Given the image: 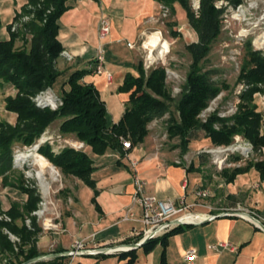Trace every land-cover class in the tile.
I'll list each match as a JSON object with an SVG mask.
<instances>
[{
	"label": "crops",
	"instance_id": "0c3cea01",
	"mask_svg": "<svg viewBox=\"0 0 264 264\" xmlns=\"http://www.w3.org/2000/svg\"><path fill=\"white\" fill-rule=\"evenodd\" d=\"M27 4L28 0H0L1 41L10 40V28ZM67 5L70 9L59 20L58 39L64 51L70 53L73 59L67 60L61 54L58 61L62 75L67 78L62 90L74 72L87 70L90 73L83 81L94 85L104 101V93L108 89L119 91L126 75H138V49H130L129 44L137 46L143 33L151 28L156 16L160 14L161 5L155 0H68ZM102 16L112 21V33L103 42L105 68L113 76L110 83L104 75L94 72ZM129 38H134V41ZM126 40L131 53L122 56L119 46ZM109 54L112 55V63L108 61ZM9 92L6 90L7 94ZM119 94L124 115L128 96ZM2 112L7 122L15 124L17 116L7 112L5 104ZM11 115L15 116V122L11 121ZM108 121L111 125L117 124V115L112 112L109 117L108 114ZM206 140L210 143L209 139ZM85 152L94 162L92 179L95 185L90 187L76 179L74 196L69 200L66 212L59 215L62 221L57 224V231L39 235L37 246L41 256L58 254L60 257L57 258H62L76 239L88 240L90 248L112 249L136 245L145 230L140 209L134 207V218L125 219L132 207L133 177L136 173L132 163L136 162L137 174L145 182L148 195L174 201L185 197L189 206L187 212L215 215L217 218L184 228H174L158 238V243L150 251L146 252L142 246L134 249L137 253L134 264H162L163 261L165 264H190L185 256L192 250L197 255L193 264H264V231L240 216L223 215L250 213L264 224V180L255 168L243 171L232 181L226 178L219 182V176L223 175L219 171L208 170L207 157L212 156L204 155L203 150H188L185 154L179 150L163 153L156 151L149 139L130 150L123 148V153L108 151L104 155H96L88 146ZM258 161H264V150ZM227 171L230 174L231 170ZM10 188L13 187L5 185L0 177V212H8L15 204L23 206L28 199L27 195L14 188L18 191L15 194L18 198L14 202L9 201L7 193ZM202 192L208 196H199ZM221 244H229L231 247H221ZM211 246H216L217 250L210 249ZM125 252L100 256L86 254L75 259L73 264H125L127 261L119 259ZM68 263L69 260L66 261Z\"/></svg>",
	"mask_w": 264,
	"mask_h": 264
},
{
	"label": "trees",
	"instance_id": "16d2710c",
	"mask_svg": "<svg viewBox=\"0 0 264 264\" xmlns=\"http://www.w3.org/2000/svg\"><path fill=\"white\" fill-rule=\"evenodd\" d=\"M155 1L169 9L173 16H176L175 6H181L197 35V41L187 46L192 66L183 96L175 106L179 119L171 116L168 122L170 137H178L181 141V154L189 150L192 133L198 131H202L214 146H229L236 136H242L256 152L261 153L264 150L263 115L255 103V95L264 94V89L259 87H264V57L259 53L248 50L243 68L246 89L239 97L241 103L237 106V112L229 117H221L218 112H213L205 122L200 118L221 92V88L206 73H202L200 64L208 57L220 36L222 16L227 8L236 9L243 0H200L197 11L193 10L191 0ZM219 1H224L227 5L218 8L216 4ZM67 3L68 0H28V4L14 21H20L24 15L32 16L22 24V33L20 30L12 32L11 27L10 40H0V92L7 90V86L14 88L15 95L5 98V109L17 116L15 124L0 122V177L5 185L16 188L28 197L23 206L15 204L8 212H4L11 218V223L0 221V228H7L21 238L22 244L16 251L0 230V253L6 259L8 257V260L15 259L10 264H24L40 257L42 254L37 244L39 235L43 232L36 218L31 220L30 227L25 224V218L38 210L40 195L30 185L14 186L8 183L7 175L13 169L15 145H34L54 121L63 118L60 131L75 134L94 154L104 155L108 151L123 153L122 139L129 140L132 147L143 143L149 134L148 125L167 114L171 115L174 102L166 90L164 69H155L146 76L143 65L139 63L138 75H126L119 88L120 93L127 94L128 101L123 118L117 124L109 123L107 108L99 90L83 81L90 73L87 70L76 71L70 76L63 89V105L58 110L37 107L33 98L41 92L52 90L62 75L58 61L64 47L58 39L59 20L70 9ZM21 34L31 37L28 50L15 48L16 40ZM174 35L178 36L177 33ZM39 154L64 173L94 187V162L86 152L65 149L56 153L45 145L40 147ZM250 168L259 171L264 180V161L251 162L245 168H235L230 174L223 170L222 175L232 181L236 175ZM19 221L21 225L18 224ZM188 226L190 225L176 229ZM158 241L159 239L150 240L142 248L146 252L150 251ZM119 259L127 261L125 264H134L137 260L136 250L122 253ZM67 260L69 259L62 257L36 264H66Z\"/></svg>",
	"mask_w": 264,
	"mask_h": 264
},
{
	"label": "rangeland",
	"instance_id": "374dc122",
	"mask_svg": "<svg viewBox=\"0 0 264 264\" xmlns=\"http://www.w3.org/2000/svg\"><path fill=\"white\" fill-rule=\"evenodd\" d=\"M191 5L193 10H195L194 2L192 0ZM216 5L218 8H221L225 7L227 3L224 1H219ZM21 9L22 8H20V10ZM175 10L176 16H173L171 11L168 9L169 12L167 17H163L161 11L160 14L156 16V20L152 25L153 27L151 26V28L146 32L147 35H150L156 31L161 32L164 42H167L168 44V48L165 49L166 52L164 55L162 53L163 49L155 50L153 53L154 57L151 59L152 53L143 47L144 43H146V37L142 36L136 47L138 50L135 49L137 53V63H141L143 65L146 76H148L155 69H164V83L166 90L174 101L171 108V115L167 114L162 119L152 121L148 125L149 134L145 138V140H151V143L153 144V147L156 151L163 153L170 151L172 152L174 150L181 151L180 139L178 137H170L168 132V122L171 116L179 119V113L175 106L180 102L183 96V89L187 84L188 74L192 66V58L187 50V46L197 41V35L189 25L184 9L181 6L176 5ZM18 30H20L19 32L22 33L23 27H19ZM176 33L178 36L174 35ZM259 37H264V0H243L242 4L236 9L232 7L227 8L224 15L222 16L220 36L213 45L212 51L208 57L200 64L202 67V73H206L211 78V80L221 88L219 95L210 103L207 110L204 111L203 117H200L202 120H204L205 117L207 118L213 112H218L221 116L225 115L227 117L232 116L237 112V106L241 103L239 97L246 89L244 82L245 79L243 78V68L245 65V60L248 56V50L251 49L252 52L259 53L262 57H264V45L258 46L256 43ZM30 39V36L25 37L21 34L16 40L15 48L17 50H28L30 47ZM129 39L132 42L134 41V38ZM105 42L106 41H104V43ZM127 43L128 42L126 40L124 44L119 46V52L122 56L124 54L131 53V51H129L127 48ZM111 56L112 55L110 54L108 55V61L112 63L113 61H111ZM65 80H67V78L62 75L57 80L54 88L52 89L53 93L60 99L63 96L62 86ZM259 87L264 89L263 86L259 85ZM9 90L11 93L9 92L8 94L6 93V90L0 92V100H2V102L0 101V122H7V119L4 118V114L2 112L3 105L5 104L4 99L9 95L15 94L13 93L14 88L12 86H7V91ZM153 96L155 95L153 94ZM104 97L106 98L104 101L106 107L108 108L107 112L109 117H111L113 112V115H117V121L119 122L123 118L124 112V106L120 98L119 91L116 90L113 92L112 89H108L104 93ZM255 103L258 107V111L263 115L262 132L264 133V94H256ZM52 105L55 106L56 104ZM59 107L60 106H58V109ZM46 109L52 110L51 107ZM10 117L11 121L15 122V116L13 115L12 117L11 115ZM63 121V118H58L47 128L44 133L47 132L46 137L53 136V140L45 145H48L51 151L56 153L65 149H72L75 152H85L86 148L85 150H80L78 148L71 147L69 143H85L79 140L75 134H66L61 132L60 127ZM44 133L39 137V139L44 135ZM39 139H37V141ZM191 139L192 141L189 150H192L193 152H197L198 150H211L215 147H219L210 144L205 139V134L202 131L193 132ZM242 139L243 146H249L248 148L251 152L249 158H246L242 161L239 155L231 153L226 163H232L234 166L230 168L224 167L225 170L232 171L235 168H245L249 163L256 162L261 159V153L256 152L254 149L252 150V147L248 141L243 137ZM233 143L235 144V140ZM35 145L36 143L29 147L17 144L13 147V169L7 175V178L8 183L11 185L16 186L20 184H27L37 191V194L40 195L41 202L38 206V210L35 212L43 211L45 215L42 216V218H38L33 212L31 216H27L25 218V224L29 226L27 220L36 218V222L39 227L42 228L43 232L52 234L53 232L57 231V224H60L62 221V217L60 219L59 215L62 216V214L66 212L67 206L70 204L69 200L74 196V182L77 178L70 176L64 173L62 170L56 168L44 157L48 161L50 167L55 169L57 180L53 181L54 177L51 174L50 169L47 168L43 174L45 179L44 176H42V178H39V180L42 179L43 181H39L37 175L41 171V168L35 166L33 163V156L34 154L40 155V148H36ZM203 153L204 155L207 154V156H211L204 151ZM225 155L226 153L221 152L218 153L217 157H207L208 170L211 172L219 171L222 173L221 169L218 167L220 166L218 164L219 162L215 163L214 161L216 158L218 160L223 159ZM225 179L226 177L219 176L218 181L221 182V180L223 181ZM43 183L48 184L50 189L46 190ZM9 190L10 192L7 193V198L11 202L16 201L18 196L15 194L18 191L14 188H10ZM0 214L6 213L1 212ZM45 218L52 219L53 224L57 225V228L45 229ZM18 224L21 225V222L19 221ZM31 224L32 221L30 226ZM59 228L61 227L59 226ZM0 230L5 236L8 237L11 244H13L15 247V250L18 251L22 244L21 238L15 234H12L7 228H0ZM7 232H10L14 238H12ZM49 246L50 245L48 244V247ZM8 259V257L6 259V257L0 253V264H10V262L13 263L15 261V259ZM19 261L21 262L22 259H19Z\"/></svg>",
	"mask_w": 264,
	"mask_h": 264
},
{
	"label": "built area",
	"instance_id": "2783aa9c",
	"mask_svg": "<svg viewBox=\"0 0 264 264\" xmlns=\"http://www.w3.org/2000/svg\"><path fill=\"white\" fill-rule=\"evenodd\" d=\"M192 1L194 2V7H195V10L197 11L200 7V0H192ZM161 11H162V16L167 17V14L169 12L168 9L161 6ZM31 18L32 16H27V15L22 16L20 21L13 24L12 32H16L19 29V27L22 26L23 23L29 21ZM111 33H112L111 19L107 16H102L99 22V29H98L99 45L97 47L95 58H94V63H95L94 72L98 75H104L107 82L109 83L112 82L113 76H112V73L107 71L105 68L106 53H105L103 42L106 40V38H108L111 35ZM153 34H159L162 38L160 31H156L154 33H151L150 35H147V33H143L142 37H146V41H147V39L151 37ZM129 47L131 49H135L137 46L135 44H129ZM143 47L145 48V43ZM62 55L67 60L73 59V56L67 51H64ZM33 101L37 107L42 108V109L51 107L52 110H56L58 109V106L63 105L62 100L58 98L53 93L52 90H47V91L39 93L37 96L33 98ZM52 104L54 105L56 104V105L53 106ZM203 113L200 115V117H203ZM219 116L221 115L219 114ZM221 117H227V116L223 115ZM207 118L205 117L203 121L205 122ZM46 135H47V132L44 133V135L36 142V145H35L36 148H40L41 145L43 146L53 140V136L46 137ZM234 140H235V144L232 143L231 145L226 146V147L219 146L223 148L215 147L211 150H203L204 152L210 154L212 157L213 156L217 157L218 153H221V152L226 153L223 159L218 160L216 158L214 161L215 163L219 162L218 164L220 166L218 167L221 169V171L224 169V167L230 168L234 166V164L232 163H229V162L226 163L231 153L235 155H239L242 161L246 158H249V155L251 152L248 148L249 146L248 147L243 146L242 137L238 135L234 138ZM69 144L71 145V147L78 148L80 150H85L86 148V145L83 143L76 142L75 144L74 143H69ZM122 144L125 150L132 149V144L129 140L122 139ZM251 147H252L251 149L253 150L252 145ZM132 167L136 171L133 177L134 193L132 195V207L131 209H129L125 219L126 220L133 219L134 218L133 208L138 207L141 211V222L145 225V230L142 233V237L136 245H142L147 240H154V239L161 238L162 236H164L165 234L169 233L171 230L179 226L196 225V224H200L205 221H211L217 218V216L215 215L204 216V215H199L193 212H186L189 206L186 204L185 197H180L178 201H174V200H161L157 198L156 196L148 195L146 193L145 182L137 174V170H136L137 163L133 162ZM199 196L207 197L208 194L205 192H202V193H199ZM34 215L37 216L38 218H42V216H44L45 213L43 211H37V212H34ZM223 215L224 216H240L243 219L252 222L257 228L264 231L263 227L261 226V224H263L262 221H260L255 216L251 215L250 213H244V212L226 213ZM252 217L256 219L257 221H255ZM0 221L11 222V218L7 214H0ZM27 223L30 226L31 220H27ZM44 228L53 229V228H57V225L53 224L52 219L45 218ZM7 233L12 238H14V236L10 232H7ZM221 247L229 248L231 246L229 244H221ZM132 249H133L132 246H124V247L112 248V249L90 248L88 240L76 239L73 242L70 250L68 251V257H67L69 259L68 264H73L75 259L83 255H86V254H90L92 256H100V255L115 253L119 251L128 252ZM210 249L217 250L216 246H211ZM196 258H197V255L194 250L187 252L185 256V260L190 264H193Z\"/></svg>",
	"mask_w": 264,
	"mask_h": 264
},
{
	"label": "bare ground",
	"instance_id": "6f19581e",
	"mask_svg": "<svg viewBox=\"0 0 264 264\" xmlns=\"http://www.w3.org/2000/svg\"><path fill=\"white\" fill-rule=\"evenodd\" d=\"M256 43L258 46L264 45V37H259L257 39ZM145 48L152 53L151 54V59H152V57H154L153 53L155 50L163 49L162 53L164 55V53L166 52L165 49L168 48V44L164 42V40L161 38V36L159 34H153L151 37H149L147 39V41L145 43ZM33 158H34L33 163L35 164V166H38L39 168H41V171L37 175L38 180H39V178H42V176H44L43 174L45 173L47 168L50 169L51 174L54 177L53 181L57 180L56 179L57 174H56L55 169L53 167H50V165L48 164V161L44 157H42L41 155H38V154H34ZM44 179H45V176H44ZM39 181L42 182L43 180L41 179ZM44 186H45L46 190L50 189L48 184H44Z\"/></svg>",
	"mask_w": 264,
	"mask_h": 264
},
{
	"label": "water",
	"instance_id": "95a60500",
	"mask_svg": "<svg viewBox=\"0 0 264 264\" xmlns=\"http://www.w3.org/2000/svg\"><path fill=\"white\" fill-rule=\"evenodd\" d=\"M254 220L257 221L256 219H254ZM261 226L264 229V225L261 224ZM148 241H150V240L145 241L142 245H134L132 247H133V249L139 248V247L143 246L145 243H147ZM62 256L63 257H68V253L67 254H63ZM57 257H60V255H58V254H52V255H48V256H40V257L35 258V259H32V260H30V261H28V262H26L24 264H36L38 262H42V261H45V260H48V259H52V258H57Z\"/></svg>",
	"mask_w": 264,
	"mask_h": 264
}]
</instances>
